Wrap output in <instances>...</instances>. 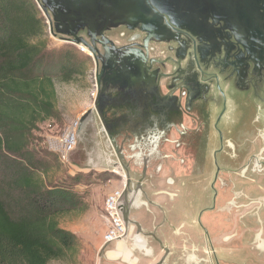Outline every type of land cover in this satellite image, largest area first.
<instances>
[{"label": "flooded vegetation", "instance_id": "obj_1", "mask_svg": "<svg viewBox=\"0 0 264 264\" xmlns=\"http://www.w3.org/2000/svg\"><path fill=\"white\" fill-rule=\"evenodd\" d=\"M115 45L141 50L147 60L140 61L145 75L135 79L126 76L125 68L112 59V68L104 71L108 73L103 77L106 91L94 106L95 81L92 104L84 111L93 109L87 122L92 120L93 114L97 116L91 124L100 142L95 150L99 155L97 159H90L93 151L90 141L88 153L83 158V163L95 165L89 170L100 168V173L92 172L90 176H104L107 170L114 169L121 172L115 175L116 179L123 181L116 206L124 233L100 247L97 257L105 260V251L110 246L124 242L136 254L124 256L120 250L119 255L104 264H179L183 257L186 261L183 264H202L204 256L210 264H220L219 248L223 246L231 253L241 248L250 258L259 253L264 256V185L253 183V188L263 192L252 193L250 182L252 174H264V89L259 99L262 105L260 155L251 162L250 155L244 154L239 165L240 156L235 153L234 146L231 154L220 149L218 133L209 129L210 123L218 126L221 120L216 115L219 93L201 98L204 94L199 91L200 84L172 72L165 64V55L156 54L154 49L148 48L146 52L128 43ZM244 122L245 118L243 127ZM225 154L228 156H223ZM222 158L231 165L229 168L228 165L223 166L226 168L220 166ZM152 179H158L154 192L170 199L180 197L179 209L177 206L166 212L157 199L147 196L144 187ZM192 201L198 211L190 221ZM137 209L147 213L148 231L143 213L132 216ZM208 213L211 215L209 221L205 219ZM250 219L256 222L255 228L251 227ZM190 223L197 228L194 243H197V257L195 246L187 244L193 241L188 231ZM162 231L166 234L162 235ZM145 238L149 239L148 245Z\"/></svg>", "mask_w": 264, "mask_h": 264}, {"label": "water", "instance_id": "obj_2", "mask_svg": "<svg viewBox=\"0 0 264 264\" xmlns=\"http://www.w3.org/2000/svg\"><path fill=\"white\" fill-rule=\"evenodd\" d=\"M35 2L47 20L51 35L82 46L93 56L97 87L94 106L106 91L103 77L108 73L104 71L112 68V59L125 68V75L130 78L140 79L145 75L140 61L147 60L146 54L135 48L116 46L109 37L118 34L126 37L128 45L139 46L146 52L151 48L165 55V64L172 72L200 84L199 91L204 94L201 98L219 93L216 115L221 120L218 126L210 123L209 128L218 133L214 141L217 139L220 149L228 154L232 153L233 146L236 153L237 146L243 144L246 151H251V162L259 157L262 147L259 99L264 89V0ZM161 64L164 65V61ZM92 110L84 112L75 122L76 145L67 157L70 164L79 167H95L83 163L89 141L93 143L90 159L99 157L95 150L100 142L92 125L97 116L93 114L92 120L86 121ZM107 172L109 176L119 173L114 169Z\"/></svg>", "mask_w": 264, "mask_h": 264}, {"label": "trees", "instance_id": "obj_3", "mask_svg": "<svg viewBox=\"0 0 264 264\" xmlns=\"http://www.w3.org/2000/svg\"><path fill=\"white\" fill-rule=\"evenodd\" d=\"M68 54L49 49L35 0H0V264H49L76 241L57 221L67 192L38 179L28 149L38 123L58 118L54 77L76 72Z\"/></svg>", "mask_w": 264, "mask_h": 264}, {"label": "rangeland", "instance_id": "obj_4", "mask_svg": "<svg viewBox=\"0 0 264 264\" xmlns=\"http://www.w3.org/2000/svg\"><path fill=\"white\" fill-rule=\"evenodd\" d=\"M47 23V20H46ZM48 31V47L52 50L63 48L68 51L67 62L76 68L74 77L69 82L61 81L58 77H54V87L56 92L55 106L58 118L47 119L38 123L35 130L31 132L30 144L28 149L33 160L38 165L35 174L38 179L51 188L56 187L58 191H66V196L59 197L56 206L58 208L57 221L59 227L72 233L76 237L75 244L67 251V256L63 259L52 260L49 264H67V258L75 251H84L95 257V252L98 254L100 248L99 239L101 232L106 226V219L103 214V202L106 196L104 193V185L106 183H118L116 174L104 176H90L92 172L100 173L98 168L96 171L89 170V167H79L70 164L68 161H62L59 155L50 150L47 145V139L51 136H58L65 128L73 125L82 113L89 108L93 101L95 93V72L96 66L93 56L88 52H83L72 43H66L64 40L51 35L47 24ZM115 44L121 45L127 43L126 37H120L118 34L110 35L109 37ZM157 54V53H156ZM232 152V151H231ZM229 153V152H228ZM236 153L240 156L239 162H243L241 156L249 155L250 150L246 151L243 144L237 146ZM228 156V155H223ZM225 158L219 160L222 168L224 165L231 166ZM236 165V164H235ZM238 167V165L234 166ZM221 168V169H222ZM227 168V169H228ZM231 171V169H228ZM237 171V170H234ZM252 193L263 192L258 188H253V183L264 185L263 175H251ZM260 182V183H258ZM108 193V192H107ZM198 194V190H197ZM263 199V198H262ZM260 199V200H262ZM259 200V201H260ZM258 201V202H259ZM196 204L193 203L192 215L189 218H194L197 213ZM259 210V209H258ZM264 213V207H263ZM211 220V215L208 213L207 218ZM259 219V218H258ZM264 220V214H263ZM256 222L250 219V225L255 228ZM192 243L188 245L195 246L196 257L198 254L197 243L195 237L198 235L197 228L191 223L188 226ZM189 234V233H188ZM97 235H99L98 238ZM254 254V258H250L249 254L241 248L233 249L231 253L225 246L219 248L220 264H264V256ZM184 257L179 264H183ZM198 263V258H197ZM188 264V263H187ZM193 264V263H192ZM199 264V263H198ZM202 264H210L207 257L204 256Z\"/></svg>", "mask_w": 264, "mask_h": 264}, {"label": "built area", "instance_id": "obj_5", "mask_svg": "<svg viewBox=\"0 0 264 264\" xmlns=\"http://www.w3.org/2000/svg\"><path fill=\"white\" fill-rule=\"evenodd\" d=\"M83 52L86 49L79 46ZM75 123L59 134L58 136H51L47 139V145L50 150L56 152L62 161H67L69 151L76 145L75 137ZM121 189H116L108 193L103 202V211L106 219V226L101 233L100 247L120 238L124 233V225L120 219L117 210V200L120 196Z\"/></svg>", "mask_w": 264, "mask_h": 264}, {"label": "crops", "instance_id": "obj_6", "mask_svg": "<svg viewBox=\"0 0 264 264\" xmlns=\"http://www.w3.org/2000/svg\"><path fill=\"white\" fill-rule=\"evenodd\" d=\"M157 180L158 179H152V181L144 187V190H145L147 196L152 200L157 199L159 201V203H161V205H163L164 210L166 212H171V211L175 210L177 206L179 209V206L182 204L179 196L175 199H170V198L164 196L163 194H158V193L153 191L154 190V184L157 182ZM122 184H123V181H119V185H118V183H115V182L106 183L104 185V193H106V195H107L108 193H110L116 189H121ZM171 206H173V208H170ZM141 213H143L145 215L143 217L144 218L143 222H144V225L146 226V230L148 231L149 229H147L148 225H147V221H146L147 220V213H145V211H143L142 209H137L131 214L134 217L135 216L138 217V215ZM103 214H104V212H103ZM163 229H164V227H163ZM165 234H166L165 231H162V235H165ZM98 237H99V235H97L96 238H98ZM100 239H101V234H100L99 239H97V241L100 242ZM147 239L148 238H145V243H147L146 245H148V243H149V239L148 240ZM150 246L153 247L152 245H150ZM120 250H122L124 252V256H126L127 254L128 255L129 254H134V255L136 254V251L133 248H131V246L129 247L127 242L117 243V244L110 246L105 251L107 254V256L105 257V260L99 259L97 257L96 252H95V257H93L90 253L79 250V251H75L74 253H72L67 258V264H104L107 260H109V258H114L115 256L119 255L118 252ZM154 250H155L154 248H151L152 252H154ZM65 256H67V254ZM65 256L63 258H65ZM142 258H144V257H142Z\"/></svg>", "mask_w": 264, "mask_h": 264}]
</instances>
